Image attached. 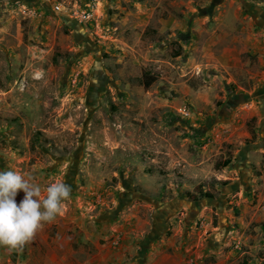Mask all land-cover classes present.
<instances>
[{"label":"rangeland","instance_id":"1","mask_svg":"<svg viewBox=\"0 0 264 264\" xmlns=\"http://www.w3.org/2000/svg\"><path fill=\"white\" fill-rule=\"evenodd\" d=\"M59 1L61 11L0 0V171L42 190L71 186L31 241L0 246V264H176L156 259L158 242L208 241L226 206L234 216L221 244L237 254L229 262L264 264V152L248 154L262 220L241 230L234 221L242 155L264 141V109L244 116L242 94L264 80L255 86L235 68V81L217 60L229 52L234 62L231 47L245 44L234 37L251 19L241 22L245 4L264 12V0ZM253 26L264 48V21Z\"/></svg>","mask_w":264,"mask_h":264},{"label":"crops","instance_id":"2","mask_svg":"<svg viewBox=\"0 0 264 264\" xmlns=\"http://www.w3.org/2000/svg\"><path fill=\"white\" fill-rule=\"evenodd\" d=\"M246 7L249 8V15L246 16L244 12L242 11L243 16L241 17V22L245 23L247 22L246 17H250V23L247 24L248 27V33L245 32V24L239 25L240 31L243 32L242 36L234 37V40H239L240 42H245L244 47H238L234 46L231 47V51L234 54L233 56V63H230L226 60H228V54L229 52H224L220 57H217L218 62L222 66H226V70L228 73L231 74L230 71L236 70L239 68V70L242 72V74H245V77H247L248 82H252L253 85L258 86L262 83V80H264V48L257 43L261 42V36L263 35L262 31L259 29L258 31L251 32L250 27L256 28L255 24L257 22H263L264 21V12L261 11L258 7H255L252 4H245ZM240 18V17H238ZM255 20V21H254ZM246 35V37H244ZM254 39V41H253ZM255 39L257 42H255ZM230 50V47L228 48ZM252 52L254 54H257V60L252 63L251 60L245 61V62H237L240 58L241 54L244 52ZM236 55V56H235ZM240 61V59H239ZM237 63V64H236ZM231 78L236 81V79L231 74ZM258 90V91H257ZM246 96L244 98L245 100V107H244V116H255L258 114L259 105L263 107L264 109V82L262 83V86L254 90V92L248 97L247 95L242 94ZM250 99V100H247ZM264 111V110H263ZM264 127V121L263 125ZM261 135H264V132L262 130ZM252 147V146H251ZM249 146L245 150L246 153L242 155L241 163H240V181H237L240 183V187L242 188L240 192L237 193L240 194L239 200L236 201V204L238 203V206L240 208V215L236 216L234 221L238 224L239 229H246L251 223L254 221L259 222L262 220V215H259V202L260 200L257 199L256 196L257 190L260 189V186H257V177L255 176L254 179L249 180L250 175V167H252L251 162L252 159L250 158L249 153L253 152L254 150L257 153L255 154V157L258 156L260 152H264V141L260 142L253 148L252 150L248 151ZM259 150V151H258ZM235 182V183H237ZM255 200H257V203H254ZM227 207V206H226ZM226 215L223 217L222 215V222L223 225L221 226L222 229H217L215 233H213L208 241H202V237L199 235L194 242H186L183 241L186 239V236L183 235L182 239L178 241L177 237L173 236L172 238H165L163 237L161 241L157 244V252L159 253V257H156V259H179L176 264H206L205 261L210 258V256L213 255V252L219 257L216 264H232L234 261L229 262L230 259H234L237 255L236 251L233 248L227 249L224 252L223 246L221 244L222 240L227 239V232L230 229L231 225V216L233 217L234 214L230 210H226ZM263 209V208H262ZM210 225V223H208ZM186 230V229H185ZM186 232V231H184ZM184 234V233H183ZM201 234V233H200ZM214 236H217L220 240V242H212V238ZM229 236V235H228ZM227 241V240H226ZM224 243V242H223ZM229 244V243H226ZM176 250L175 254L170 255L169 251L170 249ZM149 259H155V257H150ZM248 264H261L257 261L250 262Z\"/></svg>","mask_w":264,"mask_h":264},{"label":"clouds","instance_id":"3","mask_svg":"<svg viewBox=\"0 0 264 264\" xmlns=\"http://www.w3.org/2000/svg\"><path fill=\"white\" fill-rule=\"evenodd\" d=\"M18 191L24 194L19 204ZM70 193L71 186L64 182L50 183L42 190L31 177L13 170L0 171V246L11 250L31 241L61 212L62 201Z\"/></svg>","mask_w":264,"mask_h":264},{"label":"built area","instance_id":"4","mask_svg":"<svg viewBox=\"0 0 264 264\" xmlns=\"http://www.w3.org/2000/svg\"><path fill=\"white\" fill-rule=\"evenodd\" d=\"M39 1L47 7L49 6L52 7L53 10L55 11H61L63 8V5L59 0H39ZM76 14L79 15L78 12H76ZM80 16H81L82 21L87 20L91 17L90 13H83ZM263 209H264V206H263ZM241 246H242V242L239 240H236L235 248L241 249Z\"/></svg>","mask_w":264,"mask_h":264},{"label":"trees","instance_id":"5","mask_svg":"<svg viewBox=\"0 0 264 264\" xmlns=\"http://www.w3.org/2000/svg\"><path fill=\"white\" fill-rule=\"evenodd\" d=\"M152 82H153V79L152 78H149V80H147L146 82H145V85L146 86H150L151 84H152ZM229 160L228 161H226V163H225V165H227V164H229ZM202 197H209V198H213L214 197V194L213 193H211V192H204L202 195H201ZM247 262L246 261H244L242 264H246Z\"/></svg>","mask_w":264,"mask_h":264}]
</instances>
